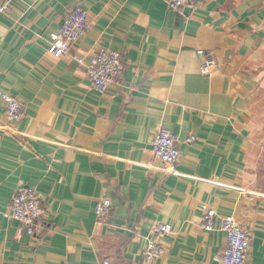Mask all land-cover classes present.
<instances>
[{"label":"crops","instance_id":"crops-1","mask_svg":"<svg viewBox=\"0 0 264 264\" xmlns=\"http://www.w3.org/2000/svg\"><path fill=\"white\" fill-rule=\"evenodd\" d=\"M77 6L89 30L55 58L50 34ZM100 49L123 55L106 95L76 61ZM3 95L25 106L20 122ZM161 123L177 138L176 167L153 156ZM22 187L46 208L34 237L10 214ZM202 205L218 214L212 232ZM229 216L250 234L247 264H264V0L180 11L166 0H16L0 14V264H221ZM157 223L171 233L154 235ZM152 242L164 254L148 260Z\"/></svg>","mask_w":264,"mask_h":264},{"label":"built area","instance_id":"built-area-1","mask_svg":"<svg viewBox=\"0 0 264 264\" xmlns=\"http://www.w3.org/2000/svg\"><path fill=\"white\" fill-rule=\"evenodd\" d=\"M16 0H0V14H6ZM169 8L180 11L192 8L195 0H166ZM89 12L82 6L69 10L62 27L50 34L49 54L55 58L67 55L71 47L77 44L89 30ZM77 64L87 73L93 89L99 95H106L119 85V80L124 72L123 55L121 52L100 49L91 55L88 61L85 58H76ZM216 68V61L212 57H205L202 62V72L210 74ZM3 103L9 121L20 122L25 116V106L15 97L3 95ZM194 137L188 139L191 144ZM153 156L160 162L176 167L181 159L178 141L173 132L161 123L152 141ZM11 218L18 221L26 229L28 235H37L46 214V208L41 196L31 187H22L14 194L9 206ZM112 209V202L108 197L103 198L96 206L95 213L99 223H105ZM201 228L203 231L215 230L218 214L213 208L202 205ZM221 230L226 234L227 246L221 257V264H247L250 245V234L232 216L220 218ZM172 226L166 223H157L152 230L156 236L164 237L170 234ZM163 247L155 242L150 243L144 252L148 260L159 259L163 256ZM103 264H109L104 262Z\"/></svg>","mask_w":264,"mask_h":264}]
</instances>
